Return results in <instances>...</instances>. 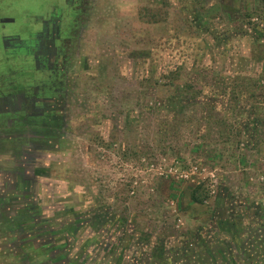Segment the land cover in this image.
I'll use <instances>...</instances> for the list:
<instances>
[{"label": "rangeland", "instance_id": "1", "mask_svg": "<svg viewBox=\"0 0 264 264\" xmlns=\"http://www.w3.org/2000/svg\"><path fill=\"white\" fill-rule=\"evenodd\" d=\"M45 1L0 0V15L17 19L6 28H21ZM95 6L84 42L90 57L83 96L68 108L58 141L35 153L0 145V264H122L125 257L135 263L150 243L129 238L145 235L161 241L163 264H264V96L256 98H262L256 142L238 143L245 138L241 128L239 135H220L214 120L194 114L199 107L187 106L178 120L150 109L191 95L176 84L264 78V0H98ZM245 103L254 109L252 100ZM196 184L207 192L202 203L188 198ZM221 190L222 203L215 197ZM30 213L45 223L33 230L55 233L30 238L10 230L17 221L26 225ZM75 219L73 238L60 225ZM115 237L121 249L109 246Z\"/></svg>", "mask_w": 264, "mask_h": 264}, {"label": "flooded vegetation", "instance_id": "2", "mask_svg": "<svg viewBox=\"0 0 264 264\" xmlns=\"http://www.w3.org/2000/svg\"><path fill=\"white\" fill-rule=\"evenodd\" d=\"M97 1H45L31 8L27 14L31 21H23L21 28H6L17 19L0 15V141L5 142L0 145L5 146V151L43 152L64 132L68 108L80 103L83 96L85 67L90 57L84 42L91 38L89 30L94 26L93 18H97ZM37 214L30 213L26 225L17 221L10 230L32 234L30 238L35 237L33 233L37 238L55 233L48 227L32 229L45 225L36 221ZM77 221L80 219L60 225V229L64 227L62 230L75 238ZM70 224H74L72 231ZM91 238L90 243L95 241L94 235ZM53 239V243L58 240ZM109 246L121 249L119 237Z\"/></svg>", "mask_w": 264, "mask_h": 264}, {"label": "trees", "instance_id": "3", "mask_svg": "<svg viewBox=\"0 0 264 264\" xmlns=\"http://www.w3.org/2000/svg\"><path fill=\"white\" fill-rule=\"evenodd\" d=\"M197 76L199 72H193ZM203 74V73H202ZM215 74H213L214 76ZM244 79H249L248 77H244ZM228 80V79H227ZM233 80H236L239 82L238 78L232 79L231 84H226L222 80H217L210 84H196L195 86H187L185 83L182 84H176V89L180 90L179 92L190 94L188 97H179L178 101H175L172 98L167 99L165 103H163L160 106H150V109L155 111L156 113L164 112V116H168V118L174 116V119H179V116H184L186 113L187 106L191 105L192 107H199L200 110H197L195 108L192 109L195 113H200L199 118L204 119L206 122H210V120H214L210 122V124H213V127L217 129V132L220 135H230V133L234 130H238L237 135H239V131L241 128L242 136L245 137L240 140V137H238V143L241 141L243 142H256L254 141L255 138V127L258 125L262 120L256 116V112L261 109V107L258 106V103L262 101V98L260 101H256L257 97H260L261 94L264 96V78L263 77H257L253 80H251L248 84L242 83V80H240L239 83L233 82ZM222 81V82H221ZM222 83L219 84V83ZM241 84V85H240ZM200 86V87H199ZM199 87V88H197ZM190 89V90H188ZM190 91V92H188ZM257 95V96H256ZM250 100L253 101L251 103L252 108L249 111V107L246 106L247 103ZM200 111V112H199ZM213 113V114H212ZM244 113H252L249 120L246 121L243 118ZM235 116L237 119L231 121L228 120V116ZM249 115V114H248ZM210 119V120H208ZM185 125H187L188 122L182 120ZM202 121H199L198 128L199 129ZM207 122V123H208ZM164 125V124H163ZM250 128V129H248ZM201 129V128H200ZM248 130V131H247ZM209 131V130H208ZM247 131V136L246 132ZM199 133H201L199 131ZM210 133V131H209ZM197 145L199 147H203L204 143L203 141L197 142ZM205 192L204 186L202 184H196L192 186L191 191L189 192V198L191 202H197L202 203L208 196L207 192ZM216 199L219 200L218 194L215 196ZM220 201V200H219ZM74 227V224H70L69 230L72 231ZM66 228V227H65ZM64 229V227L62 228ZM61 229V230H62ZM67 229V228H66ZM92 238H88V242L91 241ZM129 241H141L145 243L146 245L149 243H154L151 250L148 252L147 248L142 250L141 259L135 260V264H163L164 259L162 257L165 256L163 245L161 244V241L156 238L155 240L148 239V237L141 236L138 238V240H135L134 238L130 237ZM130 243V242H129ZM207 252H209V248L203 249ZM158 256V257H156ZM160 257V259H159ZM134 256L131 257L133 259ZM134 263V262H133Z\"/></svg>", "mask_w": 264, "mask_h": 264}, {"label": "crops", "instance_id": "4", "mask_svg": "<svg viewBox=\"0 0 264 264\" xmlns=\"http://www.w3.org/2000/svg\"><path fill=\"white\" fill-rule=\"evenodd\" d=\"M168 186L169 187H172V185H171V182H168ZM177 191V189H171L170 188V192L172 193H169L170 195H174V196H176V197H180V195H179V193H177L176 192ZM225 192H222V190H221V193L219 192V194H218V198H219V200H220V203H222V202H224L225 201ZM188 198H189V194H188ZM189 200H190V198H189ZM188 200V201H189ZM220 205V204H219ZM153 244L154 243H150V245L148 246V249H147V251L149 252L150 250H151V248L153 247ZM156 257H158V256H156ZM165 258V256L164 257H162V259H164ZM131 259V258H130ZM159 259H160V257H159ZM136 263V262H135ZM135 263H133V261L132 260H128L127 261V259H126V257H125V259L123 258V261H122V264H135ZM154 264V263H153Z\"/></svg>", "mask_w": 264, "mask_h": 264}, {"label": "built area", "instance_id": "5", "mask_svg": "<svg viewBox=\"0 0 264 264\" xmlns=\"http://www.w3.org/2000/svg\"><path fill=\"white\" fill-rule=\"evenodd\" d=\"M182 171H184V169H182ZM179 175H180V177H184V176H182V173H181V172H180V174H179ZM185 176H186V175H185Z\"/></svg>", "mask_w": 264, "mask_h": 264}, {"label": "water", "instance_id": "6", "mask_svg": "<svg viewBox=\"0 0 264 264\" xmlns=\"http://www.w3.org/2000/svg\"><path fill=\"white\" fill-rule=\"evenodd\" d=\"M6 19V18H5Z\"/></svg>", "mask_w": 264, "mask_h": 264}]
</instances>
